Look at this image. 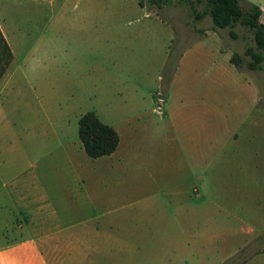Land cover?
Segmentation results:
<instances>
[{
	"label": "rangeland",
	"instance_id": "rangeland-1",
	"mask_svg": "<svg viewBox=\"0 0 264 264\" xmlns=\"http://www.w3.org/2000/svg\"><path fill=\"white\" fill-rule=\"evenodd\" d=\"M161 4L0 0L14 52L8 64L0 53V247L26 222L3 185L22 165L27 184L40 176L60 201L73 244L92 234L87 251L61 244V264H245L264 251V62L248 67L253 35L196 21L194 0ZM89 112L118 133L113 157L86 154ZM41 251L15 252L13 264H41Z\"/></svg>",
	"mask_w": 264,
	"mask_h": 264
},
{
	"label": "crops",
	"instance_id": "crops-1",
	"mask_svg": "<svg viewBox=\"0 0 264 264\" xmlns=\"http://www.w3.org/2000/svg\"><path fill=\"white\" fill-rule=\"evenodd\" d=\"M84 8L86 13L93 9L91 5H85ZM141 10H144V8L141 7ZM261 10L263 16L264 8ZM0 29L14 57L11 44L1 24ZM115 153L106 157H113ZM16 173V180L12 185L7 183L3 185L4 187L9 186V188H12L11 193L6 192L7 198L11 201L13 212L25 219L24 221L26 222L21 223L18 228L16 227L18 233H20L19 237H21L17 243L0 247V256H5V260L7 261L5 263L13 264L16 262V258L13 256L15 252L40 248L44 255L40 261L41 264H61L63 261H61L58 256V248L62 246L61 244H65V246L68 245V247L73 250H90L92 244V234L90 232L84 234L80 240L76 241V245L71 242L73 240L72 237L69 236V233L72 227L60 221V201H55L54 198L50 196L46 185L40 180V176H36L34 178V183L32 182L31 185H29L26 182V167L21 165L20 168L16 169ZM94 235H97V233H94ZM25 236H31V238L28 239ZM96 242L97 241H95L94 249L98 247ZM25 264H27V262ZM245 264H264V251L253 255Z\"/></svg>",
	"mask_w": 264,
	"mask_h": 264
},
{
	"label": "trees",
	"instance_id": "trees-1",
	"mask_svg": "<svg viewBox=\"0 0 264 264\" xmlns=\"http://www.w3.org/2000/svg\"><path fill=\"white\" fill-rule=\"evenodd\" d=\"M150 7L162 9L161 0H146ZM197 6L193 8V16L196 21H202L206 17L212 19L214 29L231 31L241 25L248 29L254 39L255 46L246 50L251 62L248 67L256 70L264 62V23L261 21L262 10L246 0H194ZM141 5H144L141 3ZM231 35L235 37L233 31ZM6 58V63L13 60V53L0 30V53ZM239 59L232 58L231 63L238 66ZM5 69V68H4ZM5 71V70H4ZM2 74L0 73V79ZM79 138L86 154L92 159H98L113 154L120 142L118 133L112 127L103 124L94 113L85 114L79 121Z\"/></svg>",
	"mask_w": 264,
	"mask_h": 264
}]
</instances>
